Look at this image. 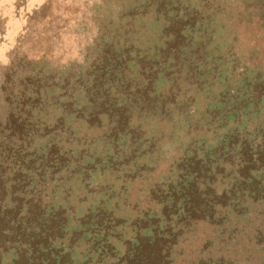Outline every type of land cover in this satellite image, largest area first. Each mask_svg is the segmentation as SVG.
<instances>
[{
  "label": "rangeland",
  "instance_id": "rangeland-1",
  "mask_svg": "<svg viewBox=\"0 0 264 264\" xmlns=\"http://www.w3.org/2000/svg\"><path fill=\"white\" fill-rule=\"evenodd\" d=\"M163 2L168 10L178 8L176 16L191 6L209 19H204L202 32L192 34L193 45L177 60L183 73L180 79L185 72L190 81L186 102L176 99L175 105L160 114L142 109V81L148 68L150 73L157 72L158 51L165 40L163 29L175 15V11L158 12ZM257 3L264 4V0H0V171L5 157L12 161L17 143L9 116L27 111L30 105V123L51 126L62 118L65 125L74 126L78 122L75 115L64 114L69 103L80 104L84 79L113 69L109 75L113 107L137 115L128 126L130 134L119 139L123 172L108 179L112 199L99 207L101 213L98 223L90 227L92 233L80 236L75 262L82 261L85 241L94 251L91 264H127L126 256L132 254L145 231V217H159V225L167 224L169 235H176L166 244L170 246V264H196L208 257L209 251L203 247L207 226L182 225L177 211L180 204H175L177 213L166 222L160 210L173 204H166L170 199L162 204L159 193L166 195L176 183L186 180L179 166L182 160L193 155L204 159L219 148L225 127L219 125L221 129L216 130L219 123L209 121L212 105L220 107L216 101L227 88L236 90L263 69L264 18L263 24L256 18L264 14V7L258 12ZM197 65L206 75L198 76ZM209 66L220 71L207 74ZM152 79L149 92L156 97L172 85L160 75ZM34 93L39 94V102ZM76 105L72 108L77 109ZM226 174L216 177L217 192L231 179ZM59 178L48 175L44 204L69 208L73 219L81 217L86 206L92 212L97 204L88 206L79 200L93 198L91 193L103 177L93 173L87 180L80 175L58 182ZM68 222L70 226L74 223ZM178 228L182 233L177 235ZM104 234L108 248L100 241ZM3 252L1 264H9L12 251ZM100 252L110 256L103 258Z\"/></svg>",
  "mask_w": 264,
  "mask_h": 264
},
{
  "label": "trees",
  "instance_id": "trees-1",
  "mask_svg": "<svg viewBox=\"0 0 264 264\" xmlns=\"http://www.w3.org/2000/svg\"><path fill=\"white\" fill-rule=\"evenodd\" d=\"M166 3L158 6V12L165 15L167 11H175V15L167 20L163 29L165 40L158 51L157 72L150 73L148 68L142 81V109L157 110L160 114L175 105L176 99L183 104L186 102L190 81L185 72L180 79L183 73L177 60L193 45L192 34L202 32L206 25L204 19H209L201 17L191 6L176 16L178 8L168 10ZM257 6L261 12L264 4L257 3ZM261 14L256 21L263 24L264 14ZM195 42L197 47L199 41ZM210 66L207 74L213 76L220 71ZM196 69L198 76L206 75L199 65ZM238 70L241 73L243 67ZM112 71L82 81L80 104L69 103L64 114V117L75 115L78 122L74 126L65 125L62 118L51 126L30 123L33 109L30 105L27 111L19 110L9 116L8 124L17 143L11 154L12 161L7 162L9 158L5 157L0 171V258L3 251L11 250L9 264H91L94 251L87 242H82L85 254L80 263L75 262L74 253L80 236L91 234L90 227L98 223L99 207L112 199L108 179L117 171L123 172V162L118 156L119 139L121 135L130 134L128 126L137 116L133 111L113 107V79L109 77ZM191 71L188 69L186 73L190 75ZM156 75L172 83L157 97L149 92L152 77ZM226 90L216 101L221 106L212 105L209 112V121L219 123L216 130L221 129L219 125L225 127L219 148L211 152L212 155L205 154L204 159L193 155L180 162L182 177L186 180L176 183L166 195L159 193L162 204L166 199H170L166 204H173L163 206L160 216L167 222L170 215L180 211L182 225L203 223L207 226L203 247L209 255L196 264H264V119H261V114L264 115V64L251 81L236 90ZM209 92L211 90L206 93ZM35 95L39 102V94ZM35 138L37 141L32 143ZM225 171L231 179L217 192L216 177ZM93 173L102 176L103 181L95 185L93 198L79 200V204H97L92 212L86 206L81 217L73 219L69 208L44 204L48 175L60 177L59 182L78 175L87 180ZM175 204H180L177 211ZM68 220L74 223L70 226ZM159 222V217L142 218V230L146 232H142L132 254L126 256L127 264L171 263L170 246L166 244L176 235H169L167 224L161 227ZM180 232L178 228L177 235ZM105 237L104 234L100 241L108 248ZM106 253L99 255L107 259L110 254ZM237 257L240 258L234 260Z\"/></svg>",
  "mask_w": 264,
  "mask_h": 264
}]
</instances>
